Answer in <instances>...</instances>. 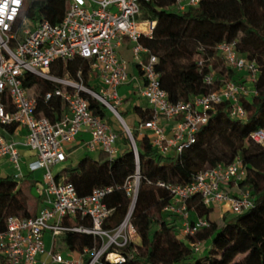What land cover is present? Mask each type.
<instances>
[{"label":"built area","instance_id":"obj_1","mask_svg":"<svg viewBox=\"0 0 264 264\" xmlns=\"http://www.w3.org/2000/svg\"><path fill=\"white\" fill-rule=\"evenodd\" d=\"M142 0H65V9L60 20L50 23L46 19L32 20L23 14L24 0H0V159H5L19 173L21 155L18 142L12 137L16 129H24L23 145L35 156L28 163V170L42 169L41 180L35 183V190L42 195L41 205L33 216L10 215L5 219V230L0 231V259L8 264H122L132 254L128 249L137 238L135 227L130 221L132 205L140 182L138 157L130 130L129 142L135 161L134 173L127 177L121 186L130 199L129 208L114 228L103 227L111 209L104 197L112 186L96 187L85 195L77 194L71 182L55 178L52 168L66 158L65 143L87 130L90 138L84 146L89 150H102L114 156L118 152V133L99 116L91 113L83 94L100 101L104 106L117 108L122 103L118 86L128 80L127 62L119 56L117 47L123 42L130 43L132 62L141 72L140 94L146 98L152 110V117L137 122L138 131L148 135L154 149L162 154L180 153L195 141L200 125L209 117V110L216 104L228 100L233 118L243 120L246 110L239 95L256 93L245 83L233 81L223 83L219 89L196 95L189 100L171 101L159 84V73L155 70L158 58L144 47L139 39L150 37L155 20L138 19L139 3ZM147 1V0H146ZM200 0H174L176 10L182 11L195 6ZM202 47H199L201 50ZM216 52L226 65L246 74V81L255 82L259 69L254 60L239 53L234 41H220ZM80 57L90 62L97 91L85 86L80 78L68 75L59 76L51 72L54 60L69 61ZM201 64V61H199ZM29 72L46 82L54 84L45 92L46 99L59 97L66 105V111L56 121L36 115V98L22 85V76ZM206 84L213 81V73L203 77ZM121 117V116H120ZM122 118V117H121ZM167 122V125L162 123ZM14 125L13 132L6 126ZM250 138L264 146V128H257ZM244 176V166L240 157L231 162L218 163L213 167L198 171L192 180L185 184L156 181L166 188L171 197L163 211L176 217L179 234H193L207 226L208 221L201 216L191 219L187 206L190 197L196 195L205 206L222 205L227 211L237 214L252 204L247 190L238 189L235 193L227 190L229 183L237 185ZM88 216L91 224L68 226L62 223L63 217ZM66 231L91 234L99 239V246L88 253L90 258L83 260V254L64 255L54 247V239ZM49 232L51 246L44 244V233ZM195 250L200 243H193ZM45 258L38 259V255Z\"/></svg>","mask_w":264,"mask_h":264},{"label":"trees","instance_id":"obj_2","mask_svg":"<svg viewBox=\"0 0 264 264\" xmlns=\"http://www.w3.org/2000/svg\"><path fill=\"white\" fill-rule=\"evenodd\" d=\"M23 7V14L32 20L42 18L56 23L64 12L65 0H29ZM173 7L174 0H142L138 15L141 21L155 20L151 36H141L139 41L157 56L155 70L168 99L189 100L215 91L227 81L246 82V74L227 66L216 52V44L223 40L234 41L237 51L257 64L259 72L252 84L256 93L239 95L246 110L243 120L231 116L228 100L216 104L209 110L208 120L198 128L195 141L178 154L158 152L148 135L138 131L137 125L131 128L140 182L130 221L139 242L125 249L132 257L122 264H264V146L250 138L253 130L264 128V0H200L182 11ZM50 70L74 79H78L79 71L83 84L88 87L95 78L90 62L80 57L54 60ZM211 72L213 81L206 84L203 77ZM22 85L33 89L37 116L56 121L66 111L59 97L46 99L44 96L54 84L26 72ZM83 96L92 114L109 125L116 120L100 101L88 94ZM117 111L128 125L125 119L128 109ZM130 111L136 115L137 122L152 117L149 108L134 105ZM6 128L13 132L14 125ZM118 136L121 150L114 156L102 150L94 157L84 154L76 166H63L54 173L56 179L71 182L80 196L96 187H113L104 197L111 209L103 222L105 228L116 227L124 218L130 199L116 186H121L136 167L128 137L121 130ZM237 156L244 166V176L236 187L249 192L251 206L237 214L224 211L219 216L215 206H205L194 195L187 201L190 216L204 217L208 225L193 234L180 235L175 215L163 211L171 195L156 181L185 184L198 171L229 163ZM20 179L13 174L0 176V231L5 230L8 216L27 217L37 212L36 204L30 203L29 191L38 179L33 171L23 177L26 184L22 185ZM62 223L68 226L91 224L88 216H65ZM58 238L65 250L83 254L84 262L90 258L88 252L99 246L97 237L83 232L66 231ZM56 242L55 238V248L58 247ZM193 243H200V249L195 250ZM204 252L205 255H199ZM0 264L8 263L0 259Z\"/></svg>","mask_w":264,"mask_h":264},{"label":"crops","instance_id":"obj_3","mask_svg":"<svg viewBox=\"0 0 264 264\" xmlns=\"http://www.w3.org/2000/svg\"><path fill=\"white\" fill-rule=\"evenodd\" d=\"M117 52L119 54L120 57H122L126 62H127V74H128V80L126 83L118 86L120 87L121 93L118 94L122 97V105L119 106V109L121 110H126L131 108L134 105L140 106L142 109L144 108H149L150 109V105L148 103V101L146 100V98H144L140 92H139V87L142 84V77L141 74L139 73V69L136 66L135 63L132 62V53H131V49H130V43H128L127 41H123L118 47H117ZM91 85L94 86H98V82L93 79L90 82ZM162 123L167 125V122H165L164 120H162ZM127 125V124H126ZM137 125V117L135 114L132 113V116L129 118V122H128V128L131 129L132 127L136 128ZM168 126V125H167ZM25 130L24 129H16L13 133H12V137L14 138V140H16L18 142V149L21 155V171H22V175L20 178H23V176L26 175V173L29 172L28 170V163L32 160L35 159L34 154L32 153V151H29L24 145V137H25ZM90 138L89 132L87 130H82L80 131L77 135L76 138L70 142L65 143V152H66V159L68 157H70L71 155L68 152V149L72 148L73 149V154L75 156H83L84 154H88L90 155V153L92 154H96L97 151H99L98 149L96 150H89L84 146L85 141H87ZM118 146V152L121 150V146H120V141H118L117 143ZM1 164H8V162L5 159H0V165ZM59 165V168L56 172H58L63 165L62 163H58L55 166ZM54 167V166H53ZM39 170L36 169L34 170V174L35 172ZM42 170V169H41ZM43 172V170H42ZM54 174V173H53ZM42 175V173H41ZM41 175L40 177H36L38 180H41ZM36 176V175H35ZM38 180L35 182L37 183ZM58 180H62V178L58 179ZM35 188V185L33 186ZM227 190L230 193H235L238 191V188L232 184L229 183L227 185ZM36 191V190H35ZM36 193V199L35 201L33 200V203L36 204V210H38V208L41 205V201H42V195ZM216 207V209L218 210V215L220 216L222 214V212L227 211L224 206L222 205H214ZM222 211V212H221ZM192 218H194L195 216L192 215ZM51 242V236L49 232H45L44 233V244L45 247L47 249L50 248V243ZM57 250V249H56ZM65 255L68 256H75L76 253L75 252H71V251H67V253ZM39 260L45 258V255H38L37 257ZM50 264H56L54 262H51Z\"/></svg>","mask_w":264,"mask_h":264},{"label":"rangeland","instance_id":"obj_4","mask_svg":"<svg viewBox=\"0 0 264 264\" xmlns=\"http://www.w3.org/2000/svg\"><path fill=\"white\" fill-rule=\"evenodd\" d=\"M29 2V0H24V6L27 4ZM24 8V7H23ZM23 8H22V10H23ZM173 9L174 10H176V8L175 7H173ZM245 84L248 86V87H252V81L251 80H247L246 82H245ZM90 87L89 88H92L93 90H95V91H97V89H96V87L94 86V85H89ZM117 91L119 92V93H121V90H120V87H118L117 88ZM28 92L29 93H32L33 92V89H30V90H28ZM121 105H122V103H121ZM120 105V106H121ZM119 108H117V110H118ZM109 110V109H108ZM109 112L111 113V111L109 110ZM111 115H112V117H115V119L117 120V122L119 123H117L116 122V120H113L112 121V123H111V127L118 133V130L120 131H123V128H122V126H121V124H120V122H119V120L117 119V117L116 116H114L112 113H111ZM132 116V113H131V111H130V108L128 109V111H127V114L125 115V119H126V121L127 122H129V118ZM119 126H118V125ZM116 129H118V130H116ZM130 130V132H131V129H129ZM124 132V131H123ZM119 137V136H118ZM68 152H69V154L71 155L70 157H68L67 159H66V161H64L63 162V165H62V167L63 166H67L68 168H70V167H74V166H76L77 165V163H78V160L81 158V155H79V156H75L74 154H73V149L72 148H70V149H68ZM90 157H94L95 155L94 154H92V153H90V155H89ZM58 168H59V165H57V166H54L53 168H52V172L53 173H55L57 170H58ZM13 173H19L18 172V170H16L15 168H12V166H10L9 164H1L0 165V176H4V175H7V174H13ZM41 173H42V170L41 169H39V170H37L36 172H35V175H36V177H40V175H41ZM24 177V176H23ZM19 182H21L22 183V185L23 184H26V180H24L23 178H21L20 180H19ZM36 191H35V188L34 187H31V189H30V191H29V195H30V203H32L33 202V200L35 201V199H36V193H35ZM222 212V211H221ZM215 214V213H214ZM213 214V215H214ZM56 240H57V246L58 247H56V249L59 251V252H61L62 254H66L67 253V250H65L64 248H63V246H62V244H61V241L59 240V238L58 237H56ZM139 242V238L137 237V238H135L134 239V242L133 243H138ZM206 254V252H204V253H202V254H199V255H205Z\"/></svg>","mask_w":264,"mask_h":264},{"label":"water","instance_id":"obj_5","mask_svg":"<svg viewBox=\"0 0 264 264\" xmlns=\"http://www.w3.org/2000/svg\"><path fill=\"white\" fill-rule=\"evenodd\" d=\"M110 111H111V113L114 115V116H116L117 117V115H115V111L112 109V107L111 106H106ZM119 118H120V120H119V122H120V124H121V126H122V128H123V131H124V133L126 134V136L128 137V139L130 138V136H129V134H128V132H127V130L129 131V128H128V126L126 125V123H125V121L123 120V118H121L120 117V115H119ZM132 138V137H131ZM132 148H133V145L131 146ZM135 147V146H134ZM135 202V201H134ZM133 206H134V203H133V205H132V209H133Z\"/></svg>","mask_w":264,"mask_h":264},{"label":"clouds","instance_id":"obj_6","mask_svg":"<svg viewBox=\"0 0 264 264\" xmlns=\"http://www.w3.org/2000/svg\"><path fill=\"white\" fill-rule=\"evenodd\" d=\"M13 3H18V0H13ZM0 12H3V11H0ZM0 22H2V17H0Z\"/></svg>","mask_w":264,"mask_h":264},{"label":"snow or ice","instance_id":"obj_7","mask_svg":"<svg viewBox=\"0 0 264 264\" xmlns=\"http://www.w3.org/2000/svg\"><path fill=\"white\" fill-rule=\"evenodd\" d=\"M0 11H3V9H2V8H0Z\"/></svg>","mask_w":264,"mask_h":264}]
</instances>
